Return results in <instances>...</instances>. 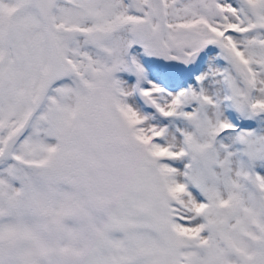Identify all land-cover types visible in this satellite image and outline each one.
<instances>
[{"label": "snow or ice", "instance_id": "6c2138e0", "mask_svg": "<svg viewBox=\"0 0 264 264\" xmlns=\"http://www.w3.org/2000/svg\"><path fill=\"white\" fill-rule=\"evenodd\" d=\"M225 101L264 114V0H0V264H264V142L220 162ZM202 147L211 186L178 171Z\"/></svg>", "mask_w": 264, "mask_h": 264}, {"label": "rangeland", "instance_id": "374dc122", "mask_svg": "<svg viewBox=\"0 0 264 264\" xmlns=\"http://www.w3.org/2000/svg\"><path fill=\"white\" fill-rule=\"evenodd\" d=\"M229 107H233L230 103L228 104ZM234 108V107H233ZM253 113H241L239 112L236 117L231 119L230 117H226L223 120L233 124L234 127H238V130L233 133H226L224 136L217 138V141L220 143L223 140L228 139H236L238 141L237 146H235L234 154L231 155L234 160L239 161L240 163H246L247 157L243 154L242 144L239 143L240 139L245 136H250L251 134H258V135H264V115L263 116H254ZM248 122V126L241 128V126ZM159 127L161 129H167L168 128V135L173 136L174 138L181 139L182 140V133L190 130L189 125L185 120H179V119H170L165 120L163 123L159 124ZM241 128V129H240ZM240 129V130H239ZM166 133V135H167ZM228 138V139H226ZM163 142L169 143V139L165 136L163 139ZM258 163H264V160H257L253 163L252 167L256 166ZM185 171L184 167H181V174ZM198 190V189H197Z\"/></svg>", "mask_w": 264, "mask_h": 264}, {"label": "clouds", "instance_id": "9594fccd", "mask_svg": "<svg viewBox=\"0 0 264 264\" xmlns=\"http://www.w3.org/2000/svg\"><path fill=\"white\" fill-rule=\"evenodd\" d=\"M248 137L256 141L264 142V138H257L255 135H251ZM197 139L200 140L201 144L212 142L211 138L201 139L200 137H197ZM177 143H179L181 147L184 146L182 141H177ZM242 149L244 154L246 150V146L242 145ZM219 159L220 162H223L226 159V157L221 155ZM187 160L189 161V163H192L191 173L197 175L203 181L207 182L209 186L215 183L217 177H220L222 179L223 170L217 166L218 163L217 156H216V152L213 149L202 147L197 152L190 153V159ZM251 164L252 162L248 159V157H247V162L243 164L240 163L239 161L231 159V167L233 171L239 170L242 166L246 171L250 170ZM182 179L183 177H181V180Z\"/></svg>", "mask_w": 264, "mask_h": 264}, {"label": "bare ground", "instance_id": "6f19581e", "mask_svg": "<svg viewBox=\"0 0 264 264\" xmlns=\"http://www.w3.org/2000/svg\"><path fill=\"white\" fill-rule=\"evenodd\" d=\"M228 102L227 101H225V102H223L222 103V105H221V118L222 119H224V118H226V117H232L231 119H233L234 117H236V115L239 113V111H237L235 108H233V107H229L228 106ZM264 114H255L254 116H263ZM170 119H179V120H183L182 118H179V117H177V118H170ZM170 119H167V120H170ZM233 127H234V125L233 124H231ZM246 126H248V122H245L242 126H241V128H243V127H246ZM237 130H238V127H235ZM240 128V129H241ZM247 128V127H246ZM239 129V130H240ZM163 130H165V136L169 139V143H176L177 141H180L181 139H179V137H178V139H176V138H174L173 136H169L168 135V128L166 129H163ZM166 133H167V135H166ZM227 133H233V132H227ZM224 134H226V133H224ZM224 134H222L223 136H224ZM221 135V136H222ZM251 135H255L257 138H264V135H258V134H251ZM250 135V136H251ZM221 136H219V137H221ZM218 138V137H217ZM226 139H228V138H226ZM220 141H222V142H218L217 141V139H216V148H217V151L219 152V154H220V156L221 155H223V156H226V155H228L229 153H231V155L232 154H234V151H235V146H237V144H238V141L236 140V139H228V140H225L224 138H223V140H220ZM240 143V142H239ZM233 157H234V155H233ZM233 157H231V159H233L234 160V158ZM189 163V161L187 160V159H184L183 160V162L179 165V168H178V171L181 173V167H184V168H186V165ZM243 164V163H242ZM253 170L255 171V172H257V173H259L260 175H262V176H264V163H258L256 166H254V168H253ZM183 173V172H182ZM181 177H183V174H181ZM194 192H199V190H197V189H195V188H193L192 189ZM202 198V197H201Z\"/></svg>", "mask_w": 264, "mask_h": 264}]
</instances>
